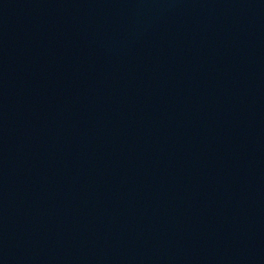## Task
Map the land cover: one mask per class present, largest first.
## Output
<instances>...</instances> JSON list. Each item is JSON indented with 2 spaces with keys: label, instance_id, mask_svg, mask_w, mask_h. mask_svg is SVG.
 <instances>
[{
  "label": "water",
  "instance_id": "1",
  "mask_svg": "<svg viewBox=\"0 0 264 264\" xmlns=\"http://www.w3.org/2000/svg\"><path fill=\"white\" fill-rule=\"evenodd\" d=\"M0 264H264V0H0Z\"/></svg>",
  "mask_w": 264,
  "mask_h": 264
}]
</instances>
